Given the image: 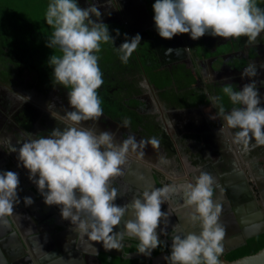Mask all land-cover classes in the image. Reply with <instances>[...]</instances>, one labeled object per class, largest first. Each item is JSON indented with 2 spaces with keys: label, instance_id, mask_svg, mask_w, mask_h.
Listing matches in <instances>:
<instances>
[{
  "label": "clouds",
  "instance_id": "1",
  "mask_svg": "<svg viewBox=\"0 0 264 264\" xmlns=\"http://www.w3.org/2000/svg\"><path fill=\"white\" fill-rule=\"evenodd\" d=\"M85 3L87 6L81 7L79 0H48L43 14L44 22L51 26L45 46L59 52L51 54L47 64L56 85L67 90L69 106L57 108L48 102L46 108L63 127H53L46 135L27 132L14 144L7 138V152L16 154L17 166L27 170L43 203L58 206L60 218L69 221L72 231L101 242L105 250L121 252L128 238L136 241L137 254L149 257L164 243L160 235L165 229L159 226L167 213L161 205L178 198L180 206L188 211L185 224L172 228L168 254L163 257L166 264H222L225 229L220 223L221 205L213 198V189L219 185L208 171L198 170L191 179L146 187L139 196L115 203L117 189L111 186L110 178L124 174L130 152L142 157L146 145L159 149L160 141L154 136L137 140L132 134L117 140L115 131L96 130V121L103 114L97 94L103 83L97 55L101 44H112L120 62L126 64L141 35L124 34L123 42L114 46L119 30L114 29L116 35H110L100 19L97 0ZM151 8L154 30L165 40L187 33L192 40L207 34L243 36L251 43L264 31V8L256 0H154ZM256 75L257 65L250 62L241 73L249 82L238 90L224 83L221 92L232 105L229 110L221 96H208L217 107L215 117L210 119L218 117L235 130L233 142L244 151L252 140L264 145V96L252 79ZM82 121H92L93 126H85ZM128 123L125 119L121 126ZM159 160L167 162L163 154ZM18 185L17 172L0 170V218L14 215V206L20 203ZM23 202L31 205L32 197L24 196ZM114 226H120V230L114 231ZM197 228L199 231L193 230Z\"/></svg>",
  "mask_w": 264,
  "mask_h": 264
},
{
  "label": "flooded vegetation",
  "instance_id": "2",
  "mask_svg": "<svg viewBox=\"0 0 264 264\" xmlns=\"http://www.w3.org/2000/svg\"><path fill=\"white\" fill-rule=\"evenodd\" d=\"M88 2L91 3L92 0ZM153 2L154 0H107L106 3V0H97L100 19L108 26L110 35H116L114 29L119 30L120 35L116 36L114 46L118 47L123 42L124 34L131 37L139 33L141 42L126 64L120 62L112 44H101L97 55L103 83L97 89V94L101 99L103 114L96 121V130L115 131L117 140L132 134L137 140L154 136L160 141L159 149L154 150L146 145L144 153L149 157H138L135 152H130L124 174L110 178L111 186L117 189V204L127 202L133 195L139 196L146 187L173 183L162 169L171 177L189 171L190 177L191 170L198 167L195 161L202 162L206 157L208 126L202 113L204 109H199L202 104H198V107L195 101L197 93L222 97L220 89L224 83H231L234 90H238L244 83L249 82L248 77H241L242 70L250 62H254L257 65V75L252 79L257 83L259 94L264 96V67H261L264 65V31L251 43H246V37L222 38L207 34L192 40L187 33L165 40L158 36L153 27ZM79 4L81 7L87 6L85 0H79ZM39 32L34 27L33 20L20 15L6 0H0V147H3L0 148V169H19L22 175L25 173L22 166H17L16 154L7 152V138H11L14 144L27 132L46 135L53 127H63L50 116L46 105L52 102L57 108L69 107L67 90L56 85L52 79L47 53H40L37 49L39 38H42ZM13 34L16 36L15 43L9 48L7 44L12 40L10 35ZM41 34L43 35L42 32ZM22 47H27L31 52L24 51ZM199 56L202 57V62L198 61ZM195 62L205 71L204 83L195 69ZM216 62L221 64L217 66V73L212 69ZM232 62L236 63L240 71L231 68ZM226 77L229 79L225 80ZM19 95L29 99L24 101ZM228 102L227 98L222 101L226 110L232 107ZM213 107L217 111V107ZM125 119L129 123L123 127L121 125ZM81 123L93 126L92 121ZM233 131L235 130L222 126L220 133L227 141L233 140ZM167 142H171V148L166 146ZM189 153L192 154L191 157L180 163L181 155ZM160 154L171 162L163 166L159 164ZM146 176L149 177L150 184ZM254 183L260 199H264V170L254 176ZM250 185L248 183L249 187ZM242 186L245 187V183ZM33 187L36 189L34 184ZM24 196L27 195L19 196L22 202ZM32 200L31 205H45L39 193L33 194ZM230 200L234 202L231 204L233 208L227 207L226 214H235L238 217L220 221L225 229L224 252L221 255L225 259L232 252L250 246L253 239L264 235V207L259 204V215H263L262 223L252 227L247 225L246 216H240L242 209L236 203L235 196H231ZM181 203L178 198H173L161 205V210L167 213L161 218L159 226L165 229L160 239L164 241L161 245L166 246V251L158 255L152 251L149 257H145L146 264H166L163 257L168 254L172 228L177 224H185L188 209L181 207ZM250 207L249 204L246 208L250 210ZM49 215L45 217L50 219ZM32 217L37 224H42L39 217L33 214ZM255 231L262 232L250 238L246 237ZM68 238L71 241L61 242L62 250L58 251L60 254L57 257H51L52 253L45 255L46 257L33 253L31 260L36 258L40 264H99V259L102 264H120L119 260L121 264H126L144 258L135 252L134 239L126 238L121 252L110 249V253H98L96 250L104 249L101 242L91 243L90 238H82L72 232L68 234ZM21 264H25V260Z\"/></svg>",
  "mask_w": 264,
  "mask_h": 264
},
{
  "label": "crops",
  "instance_id": "3",
  "mask_svg": "<svg viewBox=\"0 0 264 264\" xmlns=\"http://www.w3.org/2000/svg\"><path fill=\"white\" fill-rule=\"evenodd\" d=\"M202 60V57L199 56L198 61L202 62ZM195 69L201 77V82L204 83L206 77L204 76L205 71L203 67L195 62ZM208 79L210 78L208 77ZM195 101L198 107H200L198 104H202V107L199 109H204L202 113L208 126L205 144L207 155L202 162L195 161L198 167L191 170L190 177L188 176L189 171L185 174L171 177L166 170H162L166 172L167 178L172 179L173 182L191 179L194 174H199L198 170L208 171L215 178V183L219 185V187H214L213 196L214 202H218L221 205L220 221L223 220L225 222V220L227 221L228 219L232 220L231 218H233V220L237 219L236 217L238 216L235 215L234 212V215L229 216L226 214L227 207H229V209L233 208L231 204L234 202L230 199L231 196H235V199H237L236 203L239 204V207L242 209V211L239 212L240 216H246L247 225L257 227L262 223L261 219L263 215H259V204L264 207V199H260V195H258L254 188V176L264 170V153L258 154L251 151H244L242 147L234 143L233 140L227 139L226 141L225 136L220 133L222 131V126H226L222 119L218 117L210 119L211 116L215 117L216 111L214 110L212 102L208 100V96L203 92H199L195 96ZM203 104L209 107L205 109L204 107L206 106H203ZM190 155L192 154H183L180 157L181 161L178 158L177 160L181 163L182 161H186L188 157H191ZM143 156L149 157L147 153H144ZM194 159L196 160V158ZM166 161V163H161L160 161L158 163L163 166L171 162L170 160ZM4 170L15 171L19 174L18 198L22 194H26L32 197V199L33 194L38 195L35 187H33V183L28 179L26 169L23 168L25 175H22L19 169L12 170L11 168H7ZM148 178L149 177H147V179ZM162 180L163 178H161V182ZM243 182L245 183V187L242 186L244 184ZM148 183L150 184L151 181L149 180ZM248 183L251 184L250 187ZM258 198L259 201L257 200ZM249 204L251 206L250 210L246 208ZM14 207V215L0 218V264H15L17 262L21 264L24 260L25 264H40L36 261V258H32L33 261L31 260L33 253L41 254L43 257H46L48 253H52L53 255H51V257H57V254H60L58 251L62 250L60 248L61 242L66 243V240L71 241V238H68L70 232L80 236V234L78 235V233L71 230L69 221L60 218L58 206L43 204L35 206L34 204L27 207L20 199V203ZM235 210L237 209L235 208ZM31 212L43 221L42 224L39 225L36 223ZM47 214H50V219L45 217ZM6 219H8V222ZM10 226L12 229H10ZM113 230H120V226H114ZM193 230L199 231L198 228ZM83 237L88 238L87 236H82V238ZM92 242L91 240V243Z\"/></svg>",
  "mask_w": 264,
  "mask_h": 264
},
{
  "label": "rangeland",
  "instance_id": "4",
  "mask_svg": "<svg viewBox=\"0 0 264 264\" xmlns=\"http://www.w3.org/2000/svg\"><path fill=\"white\" fill-rule=\"evenodd\" d=\"M6 2H8L11 8H13L20 15L26 17L27 19L33 20L34 27L43 33L44 39L41 40V42L43 43L44 47L42 49H45V52L47 53V58L51 54L59 55L57 49H50L45 46V40L51 33V26L47 25L44 22L43 15L48 0H6ZM256 2H264V0H256Z\"/></svg>",
  "mask_w": 264,
  "mask_h": 264
},
{
  "label": "trees",
  "instance_id": "5",
  "mask_svg": "<svg viewBox=\"0 0 264 264\" xmlns=\"http://www.w3.org/2000/svg\"><path fill=\"white\" fill-rule=\"evenodd\" d=\"M257 5L261 8H264V2H259V3H257ZM39 33L42 36V38L41 37L39 38V36H38L39 41L37 44V49L39 50L40 53H45V49L44 50L42 49L44 47L43 43L41 42V40L44 39V35L41 34V31ZM10 36H12V40L9 41V43L7 44V46H9V48L11 47L12 43H15V39H16L15 34L10 35ZM241 37L243 38V36H241ZM35 40H38V39H35ZM245 41H246V43H248L247 38L245 39ZM241 42L245 43L243 40ZM22 49L24 51L28 50L29 53L31 52V50L27 49V47H24V48L22 47ZM45 56H46V54H45ZM166 146L171 148L172 147L171 142H167ZM263 248H264V235L261 237L253 239V243H251L250 246L243 247V248L229 254V256L227 257V260L233 261V260H236V259L241 258L243 256L252 255V254L258 252L260 249H263ZM134 250H135V248H134ZM164 251H166L165 245H161L160 247H157V249L153 250L155 255H158L159 253L164 252ZM145 262H146V260H145V256H144V258L141 260H134V261H132L130 263L128 262L126 264H146ZM119 263L121 264L120 260H119Z\"/></svg>",
  "mask_w": 264,
  "mask_h": 264
},
{
  "label": "water",
  "instance_id": "6",
  "mask_svg": "<svg viewBox=\"0 0 264 264\" xmlns=\"http://www.w3.org/2000/svg\"><path fill=\"white\" fill-rule=\"evenodd\" d=\"M219 65H221L219 62H216L215 63L214 68L212 67L213 72H216V73L219 72V70H218L219 67L217 68V66H219ZM231 68H233L235 71H240L237 68L236 63H233L232 62ZM220 69H221L220 71H222L223 66H221ZM220 94L222 95V97H221L222 101H224V99L227 98V97L222 94L221 89H220ZM228 104L230 105L231 103L228 102ZM225 105H226V103H225ZM246 151H251V152L258 153V154H263L264 153V145H262V144H256L254 142V140H252V141L249 142V146H248V148H247ZM6 220L8 222V219H6ZM10 229H12L11 226H10ZM261 232H259V231H255V232H252V233L250 232L249 234H247L246 237L247 238H250V237L256 236L257 234H259ZM76 246H77V248H79V245L78 244ZM96 251H98V253L100 251L103 252V253H110L109 250H105V249L96 250ZM220 259L222 261V264H264V248L263 249H260L258 252L254 253L252 255L243 256V257L238 258V259L233 260V261H229V260L225 259L224 257H221ZM98 262H99V264H102L99 261V259H98Z\"/></svg>",
  "mask_w": 264,
  "mask_h": 264
},
{
  "label": "bare ground",
  "instance_id": "7",
  "mask_svg": "<svg viewBox=\"0 0 264 264\" xmlns=\"http://www.w3.org/2000/svg\"><path fill=\"white\" fill-rule=\"evenodd\" d=\"M57 255H58V254H57ZM57 255H56V256H57ZM15 264H18V262H17V263H15Z\"/></svg>",
  "mask_w": 264,
  "mask_h": 264
}]
</instances>
